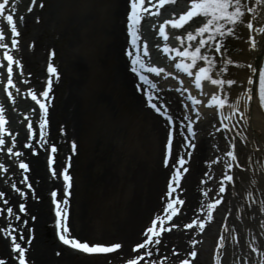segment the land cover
Masks as SVG:
<instances>
[{
  "label": "bare ground",
  "instance_id": "bare-ground-1",
  "mask_svg": "<svg viewBox=\"0 0 264 264\" xmlns=\"http://www.w3.org/2000/svg\"><path fill=\"white\" fill-rule=\"evenodd\" d=\"M38 3H44L45 7L41 9L33 6L32 0H10L8 5L7 11L17 18L21 32L19 49L13 52L23 64L22 75L19 69H14L13 79L19 91L9 89L13 93L12 99L8 98L4 88L6 70H0V106L4 107L8 121L5 125V145L0 146L3 148L0 151V165L6 169L0 170V191L5 193L0 198V229L8 223L21 228L22 220H28L24 236L26 240L30 236L34 239L30 245L25 242L22 244L28 249L29 264H125L134 255L131 251L137 243L134 241L142 240L143 233L151 226L153 219L163 217L168 200L167 184L174 171L171 165L181 155L188 161L185 165L188 172L184 173L180 187L173 196L185 203L178 206V214L166 223V226L175 223L177 227L163 234L159 252L154 250L153 256L146 257L142 264H149L151 260H156L157 264L161 261L163 264H174L187 249L204 250L200 243L202 237L212 240L216 235L219 238L224 233L225 225L236 228L241 238L232 263L259 264L261 257L251 252L249 247L252 243L264 251V229L261 228L264 212L259 210V201L264 200V111L255 100L248 112V122L238 123L227 134L237 136V133L243 132L248 143L245 145L237 137V151L244 168L234 169L235 186H229L223 194L224 202L214 213L211 222L217 225L216 230H212L211 222L206 224L204 232L183 227L197 217H202L199 210L201 204L216 197L222 168L221 165H214L210 169L208 162L219 154L216 145L223 148L226 135L215 132L219 117L214 109L206 106L207 99L217 89L208 82L204 83L203 92L196 89L194 78L175 68L180 60L175 56V51L164 53L163 47L167 44L172 49L179 48L182 51L187 42L182 46L180 41L174 42L173 37L186 36L187 31L195 32L202 26L203 18H193V21L179 30L167 26L168 40L165 41L158 35L159 26L164 21L160 17L145 14L147 20H151L145 23V30L139 31L141 45L144 42L148 45L149 54L144 57L145 63L147 66L165 69L160 76L146 69L141 70L152 82L146 84L136 73L131 72L132 58L127 55L128 51H134L127 30L130 0H38ZM244 3L253 8L249 17L254 23L258 26L264 24V17L260 15L264 11V4H257L255 0H244ZM189 6L190 0H177L171 6L166 4L160 12L168 9L172 14L171 19L173 14L178 18ZM28 8H33V11L29 12ZM152 10L155 11V8ZM236 34L238 38L231 53L228 52L225 39L223 41L224 58H231L234 63L227 66L228 71L220 78L237 81L230 89H225L230 98L239 97L249 87V77L258 81L259 69L264 66V33H252L257 44L255 49L250 47V33L246 27H237ZM53 51L54 57L51 56ZM203 51L210 57L216 55L211 44ZM49 62L57 68L58 78L52 77V90L47 101L49 125L45 130L48 143L42 146L38 136L39 116L33 111L38 110V106L28 92L30 88L39 91L42 86H46ZM216 62V73H220L223 65L219 56ZM199 64L203 66L202 62ZM249 64L257 69L256 73L247 67ZM180 80H183V85ZM152 84L156 87L153 88ZM182 88L188 91H178ZM149 93L161 109L160 113L149 107ZM189 93L205 103L191 106L187 99ZM185 105L189 107L185 108ZM197 109L201 120L195 125L196 148L192 150L184 139L188 135L184 131L187 124L184 117L189 116L195 120ZM158 114L166 118L171 116L175 123L173 159L168 168L164 167L163 159L168 133L172 128ZM28 121L33 123L37 131L35 139L27 131ZM130 123H137L148 144L146 162L141 169L129 168L131 161L123 149L124 131ZM165 133L166 139L161 151L162 136ZM12 136L16 138L15 144L11 141ZM72 141H76L78 146L75 154L71 151ZM27 144H31L32 148L26 147ZM52 144L58 147L52 165L57 173H61L67 166L68 157L71 156V235L107 239L108 243H97H121V249L108 254H85L65 246L57 233L53 238L46 235V227L54 222L55 216L51 193L56 191L57 199L63 195L62 177H53L48 164L51 153L46 149L50 150ZM7 147H12L14 152H21L22 155L16 157L8 154ZM187 152H192L190 158ZM21 160L29 165V171L19 168ZM127 163L129 165L126 167ZM206 173L214 174V179L205 184L203 181L207 180ZM25 176L28 177L27 182L21 183ZM253 179L256 180L254 185L251 183ZM27 183L32 185L31 189L27 188ZM12 184L27 195L21 196L12 188ZM121 184H129V192L118 213L114 215L110 199ZM209 189H212L210 197H204L203 191ZM247 191L254 193L257 203L251 208L246 207L243 218L237 219L241 215L239 206L245 203L241 196L243 194L246 197ZM4 199L9 201L8 205H4ZM21 203L26 206L25 213L18 211ZM7 207L13 208L14 215H20L22 220L16 221L14 217L8 216ZM32 216L36 217L34 221ZM253 236L256 237L254 241ZM192 240L197 243L193 245ZM173 250L177 255H173ZM10 255L9 240L0 237V258L8 259ZM8 264H14V261L8 259Z\"/></svg>",
  "mask_w": 264,
  "mask_h": 264
},
{
  "label": "snow or ice",
  "instance_id": "snow-or-ice-1",
  "mask_svg": "<svg viewBox=\"0 0 264 264\" xmlns=\"http://www.w3.org/2000/svg\"><path fill=\"white\" fill-rule=\"evenodd\" d=\"M177 0H130V12L127 16V30L128 34L131 36V45L134 51H128L127 55L131 59V72L136 73L140 80L144 83H152L141 70L146 69L149 73H154L156 76H160L165 72L163 67L147 66L144 57H147L148 45L144 42L141 45V36L139 35L141 21L145 19V14L150 16L160 15V9L164 8L166 4H174ZM257 4H264V0H255ZM10 0H0V70H6V84L4 85L5 91L9 99L13 98L12 91L9 89H19L14 82L13 75L14 69H19V74L23 73V64L14 55L13 50L19 49V37L21 32L18 28L17 18L11 12H8V5ZM33 6H38L43 9L45 7L44 3H38V0H32ZM155 8V11L151 9ZM29 12L33 11V8H28ZM253 8L251 6H246L244 0H190V6L179 15L178 18L173 14L172 19L165 20L159 26V35L164 38L165 41L168 40V33L166 27L170 26L171 29L179 30L183 29L185 25L193 21V18L201 17L203 18L202 26L198 27L195 32L187 31L186 36H178V39L182 46L187 42V46L183 47L181 51L179 48L172 49L167 44L163 47L164 53H169L175 51V56L179 57L180 60L175 64V68L181 72L185 73L188 77L194 78V84L196 89H200L203 92V86L205 82L213 85L217 91H214L210 97L207 99L206 106L209 109H214L219 117L218 126H215V132H223L226 135L225 144L223 148L220 145H216L219 154L208 162V167L211 169L214 165H221V173L219 176L218 190L216 197L210 198L208 202L201 204L200 212L203 214L202 217H197L190 223L184 224L183 227L186 229H199L200 232H204L206 224L214 219V213L224 202V193L228 191L229 186H235L236 177L234 174V169L244 168V165L239 159V154L237 151V137L240 138L241 142L247 145L248 138L243 132L237 133V136H227L231 133L233 129L237 127L240 122L247 123L249 120L248 112L255 100L258 103L259 108L264 111V66L259 69L258 81L249 77L247 79V87L244 89L243 93L239 97L230 98L228 93L225 91L226 88L230 89L234 86L237 81L234 79L220 78L224 72L228 71L227 65L234 63L231 58H224L223 55V41L229 36L235 35L237 27L243 26L249 30V44L252 49H255L257 44L252 33H264V24L258 26L249 17V14L253 13ZM7 13V14H6ZM264 17V11L260 13ZM22 19V17L20 18ZM211 44V47L216 55L209 56L204 49H206ZM51 56H55V52L51 53ZM217 56L220 57V63L223 65L220 73H216L217 69ZM175 59V57H173ZM199 62H202L203 66H200ZM253 73L257 72V69L252 65H247ZM195 70V71H194ZM47 82L46 86H42V89L37 91L29 89L28 95L31 100L38 106L37 109H33L34 112L39 116L38 124V136L39 140L42 141V146L48 143L46 139V128L49 125V105L47 101L49 100V95L52 90L53 76L58 78L57 68L49 62L47 64ZM168 75H172L168 73ZM179 79V77H176ZM28 83V81H24ZM180 84L183 85V80H180ZM255 85V87H253ZM137 87H140L139 85ZM155 88L156 85L152 84ZM178 91L187 92L186 88L178 89ZM153 95L151 93L147 96V102L150 108L154 109L156 112L160 113L161 109L153 102ZM187 99L191 102V106L202 105L205 103L204 100L198 99L191 93L188 94ZM188 108L189 105H185ZM187 124L184 126V131L188 133L184 137L187 142L188 148L195 150L196 144L194 143L197 132L195 130V125L201 120V114L199 109L196 110L195 120L192 117L185 116ZM167 120L172 122V117L167 116ZM233 121H236L233 123ZM8 123L5 117V109L0 106V146L5 145V132L7 131L5 125ZM174 123V122H173ZM27 131L31 134V138L35 139L37 131L33 128V123L31 121L27 122ZM176 129L173 127L167 137L165 145V155L163 159L164 167L168 168L170 161L173 159V141L175 138ZM215 133H213L214 135ZM11 136V133H9ZM16 138L11 137V141L15 144ZM26 147L32 148L31 144H27ZM77 143L72 141L71 151L73 154L77 152ZM3 148H0L2 151ZM50 156L48 158V164L51 169V175L53 177H62V191L63 195L61 199H57L58 193L53 191L51 193L52 203L54 204V224L59 240L72 250L79 251L85 254H108L114 253L122 248L121 243H92L87 240H82L80 238L71 235V230L69 228V205L70 198L72 196L73 188V177L69 173L71 168V156L68 157L69 163L65 166L61 173H57L52 165L55 163V156L58 153V147L56 144L50 146ZM7 153L20 157L21 152H14L12 147H7ZM192 152H187V156L190 158ZM250 159V158H249ZM188 161L183 155L171 165L174 171L172 172L171 178L167 184V205L165 209V216H157L151 221V226L146 229L143 233L142 240L137 242L131 251L134 255L127 259L125 264H142L145 258L152 257L153 251L159 252V246L162 244L163 234L171 232L177 227L175 223H170L166 226L167 222H171L173 217H175L180 208L178 206L184 205L185 201L179 197H174L173 194L176 189L180 187V182L183 178L184 173L188 172V168L185 167ZM19 168L23 169L25 172L29 171V165L23 160L19 163ZM0 170L6 171L2 165H0ZM207 180L203 183H207L208 180L214 179V174L206 173ZM28 177L25 176L21 183H26ZM251 183L254 185L256 180L253 179ZM27 188L31 189L32 185L27 183ZM12 188L15 189L17 193L21 196H26L27 193L21 191L15 184H12ZM212 189L203 191L202 195L204 197H210V192ZM5 193L0 191V198L4 197ZM242 199L245 200L244 204L239 206L238 211L241 215H238L237 219L243 218V213L245 208H251L253 204L257 203V200L252 191H247L246 197L242 194ZM4 205H8L9 201L7 199L3 200ZM260 211L264 212V200L259 201ZM63 205V206H62ZM18 211L20 213L26 212L25 204H19ZM6 214L8 216L14 217L16 221H21L20 215H14L13 208L7 207ZM231 215V212H229ZM31 219L34 221L35 216ZM23 227H14L11 223H8L5 228L0 229V237L7 238L10 243V253L8 259L14 261V264H29L27 258V247L23 246L22 242L31 244L34 237L30 236L27 240L24 236V229L28 225V220H22ZM261 228L264 229V224H261ZM255 236L252 237L254 241ZM19 241V242H18ZM233 242L234 244L239 243L238 230L236 228L224 226V233L218 238V243L216 245V255L214 258V264H222L221 250L225 248L227 242ZM191 243L195 245L196 240H192ZM249 247L251 252L256 253L261 257L259 264H264V251H261L254 244L250 243ZM173 255L177 253L173 250ZM189 257L195 258L197 252L192 250L188 253ZM8 259L0 258V264H8ZM166 259V258H165ZM149 264H157L156 260L149 261ZM163 264V261L160 262ZM179 264H191L190 259H181Z\"/></svg>",
  "mask_w": 264,
  "mask_h": 264
},
{
  "label": "rangeland",
  "instance_id": "rangeland-1",
  "mask_svg": "<svg viewBox=\"0 0 264 264\" xmlns=\"http://www.w3.org/2000/svg\"><path fill=\"white\" fill-rule=\"evenodd\" d=\"M171 5L172 4H170V6ZM185 11H186V8H185ZM171 15H172L171 12L168 9H166L165 11L160 12V15H158L157 17H160L162 21H165L167 19H171ZM147 22L150 23L149 20L142 22V29L145 30L146 28L145 23ZM236 37L238 38V35L235 33V35L227 37L224 41L228 47L229 53L232 52V49L236 44ZM173 41L177 42L179 40L173 37ZM58 45H60V42ZM162 63L165 64L164 62ZM227 66L230 67L229 65ZM209 87L210 85L208 86V88ZM158 115H161V114H158ZM128 125L129 126L127 127V129L125 128V131H124V148L123 149L126 151V155L131 161V165L129 168L130 169H135V168L141 169L144 167L145 162H146L148 144L143 139L141 130L139 127H137V123H130ZM165 139H166V133L163 134L162 136L161 151H162V147H163ZM128 165L129 163L126 164V167ZM128 186L129 184H124V185L121 184L118 187V189L115 191V194L113 195L112 199H110V202H111L110 205H111L112 212L114 213V215L118 213V209L122 206L125 198L128 195V192H129ZM163 216H165V213H163ZM210 225L213 231L216 230L217 225H214L213 223ZM46 229H47L46 235L48 236V238H53L57 233L54 222L48 225ZM77 238H80L82 240H87L92 243H97V242L108 243L109 242V240L107 239H96V238L89 239V238H83V237H77ZM238 238H239V243H240L241 242L240 235H238ZM216 240L218 241V237L216 235L213 236L212 240H209L207 237L205 238L202 237V239L200 240V243L203 246L204 250L203 249L195 250L197 252V256L195 257V260L191 262V264H214V258L216 255V244H217ZM134 242L136 243L138 241H134ZM190 250H194V249H189V250L187 249V251L182 256H179L177 258V261L174 264H179L178 260L182 258H187ZM237 250H238V244H234L231 241L227 242L225 245V248L221 250L222 264H233L232 263L234 261L233 255L235 252L237 253ZM236 256H239V255H236ZM96 257H100V255H97ZM196 259H198V261ZM119 262H123V261H119Z\"/></svg>",
  "mask_w": 264,
  "mask_h": 264
}]
</instances>
